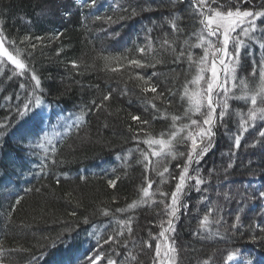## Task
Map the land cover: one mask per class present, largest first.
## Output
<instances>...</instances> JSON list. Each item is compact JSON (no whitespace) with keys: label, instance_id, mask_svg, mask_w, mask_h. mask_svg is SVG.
<instances>
[{"label":"trees","instance_id":"obj_1","mask_svg":"<svg viewBox=\"0 0 264 264\" xmlns=\"http://www.w3.org/2000/svg\"><path fill=\"white\" fill-rule=\"evenodd\" d=\"M48 1L58 2L56 7L69 15L70 22L63 26L60 40L55 43L52 37L62 26L44 18L37 19ZM219 2L225 5L224 10H234L237 6V0ZM192 5L193 0H98L95 8H88L73 0H0V30L25 50L26 62L41 80L45 102L65 112L83 115V121L56 145L55 152L50 151L43 158L28 157L27 144L21 141L18 125L3 140L0 190L4 184L15 185L12 191H7L8 200L0 198V264H87V250L95 247L97 253H104L97 264L107 263L109 258L116 264L121 261L155 264L156 241L152 236L158 235L160 220L166 219L159 192L168 193L165 202H169L176 180L165 173L168 180L161 183L154 171L146 173V162L137 149L146 150L142 143L146 133L158 136L169 131L171 116H183L188 107L182 99L183 88L195 74V66L189 67L187 54L192 52L194 58L202 54L201 49L191 47L196 43L194 33L200 27ZM239 6L264 10L262 0H250ZM103 40L106 47L101 44ZM33 44L35 48L31 47ZM141 47L145 48L144 53L138 51ZM181 51L185 55L177 62ZM261 55L264 53L258 46L251 47V55L249 48H243L238 78L250 84L258 81V70L255 76L252 74L253 61L258 69ZM105 56L120 59L106 63ZM131 59H139L146 66H131L128 64ZM12 67L8 65L0 73V125L17 124L16 106L23 102L34 83L26 78L28 74L13 76ZM139 76L150 77L149 83L156 86L157 93L143 92L144 81ZM21 84L25 88H21ZM109 93L110 98L103 100ZM160 93H163L160 99H154ZM249 107V103L229 100L227 114L222 122L218 120L215 129L214 146L200 165L193 166L201 169L206 183L201 185L200 192L193 189L184 198L188 207L181 208L173 239L176 249L182 245L191 248L176 253V264L205 261L225 264L230 253L239 252L246 260L252 259L253 264H264V232L261 231L264 227L257 229L254 220L245 228L228 229L236 221L232 222L233 217L243 218L242 212H254L264 224L263 199L259 197L264 191V137L259 135L264 131V122L257 121L249 127L241 135L240 147H234L235 136L241 134L238 113L246 114ZM133 116L149 124L134 121ZM193 118L200 119L199 116ZM187 122L184 119L179 123ZM176 150L185 156L165 163L169 172L178 176L181 169L176 165H183L187 148L177 144ZM258 153L257 160L246 158ZM222 154H227L229 161L219 162L218 156ZM41 165H46L43 171ZM146 175L154 181L150 191L156 194L155 203L116 212L140 199L141 189L147 186ZM109 180H116L114 188L109 186ZM225 181L232 183L225 186L228 197L234 199L232 205L240 195L244 197L238 202H243L244 208L251 202L256 210L246 208L237 215L225 212L224 208L218 213L210 212L221 202L215 189ZM52 201L56 210H61L58 214L54 207H47ZM104 209L109 211L108 216L103 215ZM204 215H209L213 221L211 230L218 231L219 235L214 237L200 229ZM129 217L132 232L125 228L123 235L118 236L120 226L116 220ZM85 218L88 224H84ZM216 219L220 220L219 224L214 223ZM31 235L34 237H29ZM109 236L113 239L105 243ZM129 257L135 259L128 261Z\"/></svg>","mask_w":264,"mask_h":264},{"label":"snow or ice","instance_id":"obj_2","mask_svg":"<svg viewBox=\"0 0 264 264\" xmlns=\"http://www.w3.org/2000/svg\"><path fill=\"white\" fill-rule=\"evenodd\" d=\"M232 0H229L231 3ZM243 2H250V0H237V6L225 9V5L221 4L219 0H193V8L199 17V30L194 33L196 36V43L191 47L199 48L202 54L194 58L192 52H188L187 60L189 67L195 66V74L191 80L186 81L183 88L182 99H185L188 107L184 110L183 116L172 115L171 127L167 132H161L158 136L146 133V138L142 143L146 145L145 149H137L143 157L145 172L154 171L157 176L161 178V183H166L168 177L176 180L175 189L170 193V201L165 202V198L169 194L163 191L159 192L162 198L159 203L163 205V215L166 219H161L159 223L160 231L158 235L152 236L155 243V264H176L175 241L173 239L175 233V224L179 218L181 208L187 209L188 205L184 203V198L190 194L194 189L197 192L201 191V185L206 183V179L201 175L199 167L201 160L209 152L210 148L214 146L213 141L216 136L215 129L218 127V120L222 122L227 114L229 108V100L235 99L245 103H249L246 114L238 113L239 115V129L241 134L235 136L234 147L239 148L241 143V135L247 131L249 127L254 126L257 121L264 122V55H261L259 68L257 69L255 60L253 61V76L258 70V81L249 83L246 79L238 78L237 68L240 63L241 50L249 48V55H251V45L256 44L258 48L264 53V10L253 11L251 9H242L239 5ZM264 3V0H262ZM98 0H84L83 7L95 8ZM216 5V7H213ZM100 19V17H96ZM111 20V17L107 18ZM258 21L262 23L258 24ZM172 27L175 29V22H172ZM37 39H40L39 37ZM249 42V43H246ZM168 43L167 40L164 41ZM185 41V44H188ZM35 48L33 44L31 46ZM140 53L145 52V48L138 49ZM185 55L183 51L177 56V62ZM26 52L16 46L15 40L8 39L2 30H0V73H3L5 67L8 65L12 67L13 76H26L30 81L34 82L30 90L21 104L16 106L17 124L19 125L20 138L22 143L27 145H34L43 149L47 154L48 149L46 144H51L52 140L40 127L44 123L45 115V97L41 88V80L35 73L34 69L26 62ZM105 62L111 60H119V57H103ZM128 64L136 68H142L146 65L139 59H131ZM73 67H76L73 62ZM115 71V69H113ZM155 75V73H153ZM139 79L144 81L142 88L143 92L157 93L156 86L149 83L150 77L145 78L139 76ZM21 88H25L21 84ZM110 93L103 97V100L110 98ZM163 93L154 97L160 99ZM19 99V97H17ZM151 103V101H149ZM95 104V101H93ZM152 107L156 105L153 103ZM219 109V113L217 110ZM199 116L200 119L193 118ZM156 117H153L155 119ZM187 119V123H179ZM132 120L140 121L142 124H149V121H141L140 117L133 116ZM33 127L29 128L28 125ZM13 127L11 123L7 125H0V135H3L8 128ZM143 131V130H142ZM264 137V131L259 133ZM134 139L138 137L134 136ZM177 144H184L187 148L186 159L183 165L177 164L180 168L178 176L169 172L166 161L176 160L185 156L183 152H177ZM55 152V148L52 149ZM151 158H157L153 161ZM55 163V161H52ZM163 170L160 171V167ZM232 165L230 164L229 167ZM46 165H41V171ZM168 173V177H165ZM83 179V178H82ZM147 186L141 189V197L134 200L127 208H118L116 212L123 213L143 206L148 203H155L153 197L156 195L151 192L154 181L145 176ZM195 182L194 184L192 182ZM59 183V180L57 181ZM110 187L116 186V180H109ZM260 198H264V191L259 193ZM228 199V196H225ZM19 203V200H17ZM211 211H221L219 208L210 209ZM110 213L107 209L103 210V215L108 216ZM75 215V213H73ZM236 222L232 225L236 228L241 220L237 215ZM84 224H88V219H84ZM119 224L120 230L117 232L118 236H122L126 228L129 233L132 232V218L126 220H116ZM211 223L209 215H204L200 221V229L207 232L211 236L219 235V232L211 230ZM215 224H219L220 220L216 219ZM264 232V229H261ZM91 235V234H89ZM151 236V233H149ZM109 236L105 243L112 240ZM98 242V238H97ZM148 247L151 244L145 242ZM55 246V243L53 244ZM131 255V253H129ZM104 253L100 252L94 256H88L89 264H97L101 261ZM237 253H230L226 259L233 261ZM37 259V258H34ZM135 259V257H132ZM107 264H116V261L109 258ZM121 264H124L121 261ZM207 264V261L204 262ZM245 264H253L252 259H247Z\"/></svg>","mask_w":264,"mask_h":264},{"label":"rangeland","instance_id":"obj_3","mask_svg":"<svg viewBox=\"0 0 264 264\" xmlns=\"http://www.w3.org/2000/svg\"><path fill=\"white\" fill-rule=\"evenodd\" d=\"M43 1H46V0H43ZM112 1V0H111ZM126 1H129V0H126ZM132 0H130L131 2ZM58 4V2H54V1H48V2H45L44 5L42 6V9L40 10V13L38 14L37 16V19H46L47 22H54L55 24H59L61 25L62 27H60V29L58 30V32H56V34L52 37V41L55 43V42H58L60 40V37H61V32L63 31V26H66L70 21H69V15L66 14V12H62L60 9H58V7H56ZM80 4V3H78ZM18 19H20L21 21L25 22V19L23 17H19ZM29 24V23H28ZM145 25L143 24V27ZM150 29H148L147 32H149ZM95 37H98L96 34H95ZM100 39V38H99ZM247 42V41H246ZM249 43V42H248ZM101 44L106 47V41H101ZM256 44H252L251 47H256L255 46ZM261 51V50H260ZM59 79V78H58ZM59 82L61 83V80H59ZM238 101V100H237ZM240 102V101H239ZM44 115H45V121H44V124H43V129L45 130V132L48 134V136L51 138L52 140V143L51 144H46L45 147L48 149L47 151V154L52 151V149L55 147V145L57 143H59L63 138H65L69 132L76 126V124H78L79 122H81L83 120V115L81 113H72V112H64L63 109L61 108H54L50 105H47V103L45 102V109H44ZM18 124H13L12 126L13 127H10L7 129L6 132H4L3 135H0V149H2L3 147V140L10 136V134L13 133V130L16 128ZM19 126V125H18ZM29 128H32L30 126H28ZM20 133V132H19ZM16 141H20L18 140L16 137L14 138ZM26 150L29 151L28 153V157L30 156L32 158V156H34V158H43L46 156L45 152L43 151L42 148L40 147H37V146H34V145H26ZM247 155V154H246ZM245 155V156H246ZM259 156V153L258 155H247L246 158L250 159L251 161H254V160H257V157ZM232 158V156H231ZM229 157L227 156V154H222V156H218V161L219 162H224V161H229ZM35 167V165H34ZM234 182V181H233ZM232 184V183H229V181H225V182H222L220 183L215 191H217V196L220 198L219 201V206L217 208L219 209H223L224 208V211L225 212H228V213H233L235 215L238 214V211L242 210V211H246L248 208L252 210H256L254 207V203H248L246 208H244L245 206L243 205V202H238L239 199L242 200L241 197H244V196H241L238 195V198H236L235 201L237 202H233V205L231 204V202L234 200L233 198L231 197H228V199H225V196H229L228 195V191L226 190L227 187ZM227 186V187H225ZM10 189V186H7L6 184L3 185V188L2 190H0V198L2 200H8L9 196H8V192ZM7 192V193H6ZM233 199V200H232ZM263 199V207H264V198ZM239 203V204H238ZM55 202L52 201V204H47V207H54V210L56 211H53L55 212V214H58L59 211L61 212V210H56V207L54 206ZM148 204H145L143 206H140L142 208L144 207H147ZM215 213H218L216 211H214ZM220 212V211H219ZM242 212V217L238 226L235 228H245L247 223L248 222H252V221H256V226H257V229H261L263 228L264 224L261 222L260 220V217L256 214L253 213H247L245 212ZM54 217H56L55 215H52ZM236 217V216H235ZM235 217H233V221L235 220ZM45 218H47V216H45ZM225 222V221H223ZM236 222V221H235ZM234 224V223H233ZM229 230H234V228L232 226H230L228 228ZM228 230V231H229ZM29 237H34V235H31ZM215 237V236H214ZM211 238V236H210ZM189 248H191V246L189 245L188 248L187 247H184V245H182L181 248L177 249V253H183L185 251H187ZM97 247H95V249L92 248V251L91 250H87V253H86V257L88 256H94L95 254H97ZM90 254V255H89ZM132 260V257H129L128 258V261ZM89 264V261L88 259L86 260ZM245 257L243 256V253L242 252H239L237 253V256L236 258L233 260V261H227L225 264H245ZM101 264V263H100ZM102 264H107V263H102ZM195 264H200V263H195ZM201 264H204V263H201Z\"/></svg>","mask_w":264,"mask_h":264}]
</instances>
